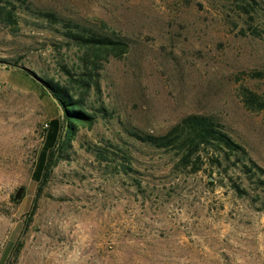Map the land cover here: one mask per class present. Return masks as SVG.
<instances>
[{
  "label": "rangeland",
  "instance_id": "obj_1",
  "mask_svg": "<svg viewBox=\"0 0 264 264\" xmlns=\"http://www.w3.org/2000/svg\"><path fill=\"white\" fill-rule=\"evenodd\" d=\"M22 1L128 49L89 74L93 57L31 16L0 22V264L16 240L11 264H264V212L209 168L187 174L127 136L207 116L264 171V0ZM13 65L75 95L64 69L91 85L84 107L95 122L77 129L35 202L34 158L58 113ZM109 141L128 151L126 174L92 158Z\"/></svg>",
  "mask_w": 264,
  "mask_h": 264
},
{
  "label": "trees",
  "instance_id": "obj_2",
  "mask_svg": "<svg viewBox=\"0 0 264 264\" xmlns=\"http://www.w3.org/2000/svg\"><path fill=\"white\" fill-rule=\"evenodd\" d=\"M22 15L31 16L59 35L69 45L84 49L93 57L89 61L91 72L96 69V61L103 62L110 58L118 59L127 52L128 45L124 39L116 35L99 34L91 28L76 22L63 19L54 12L33 9L22 0H0V22L6 26H16ZM13 64H16L15 61ZM14 66V65H13ZM36 77L43 92H48L57 102V117L48 120L41 134V147L37 152L31 171V179L35 182L34 202L42 187L47 182L55 164L62 159L61 152L70 146L79 127H90L95 122V115L84 107V96L90 89L87 79L72 80L70 72L64 69L68 82L75 84L79 94L75 95L71 88L52 81H45L31 71L24 70ZM255 74V77H259ZM94 85V80L92 81ZM244 101L255 102V95L245 90ZM98 109V112H102ZM127 136L133 141L157 151H166L175 157L174 166L187 174H195L202 168H209L221 181L229 182L230 189L238 197L248 198L256 211L264 212V171L248 156L246 150L236 143L212 118L189 114L179 119L163 134L150 135L136 131H128ZM92 158L99 163H106L109 172L126 174L130 170L129 154L126 149L106 142L105 148L91 151ZM235 175L237 181H232ZM208 184H212L208 182ZM21 248L16 240L10 250L11 260H15ZM7 259L4 264H11Z\"/></svg>",
  "mask_w": 264,
  "mask_h": 264
},
{
  "label": "water",
  "instance_id": "obj_3",
  "mask_svg": "<svg viewBox=\"0 0 264 264\" xmlns=\"http://www.w3.org/2000/svg\"><path fill=\"white\" fill-rule=\"evenodd\" d=\"M0 65H2V66H7V64H5V63H0ZM8 66H10V65H8ZM11 67L16 68V69H18V70H22V71H24V69L19 68V67H17V66H11ZM28 77L31 78V79H32L35 83H37L38 85H41L40 82H39V80H38L36 77H34V76L30 75V74H28ZM46 94H47V96L49 97V99L51 100V102L54 104V106L59 110V112H60V114H61L60 108H59L57 102L55 101V99H54V98H53L48 92H46Z\"/></svg>",
  "mask_w": 264,
  "mask_h": 264
}]
</instances>
